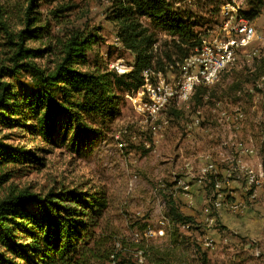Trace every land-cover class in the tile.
I'll return each mask as SVG.
<instances>
[{"label": "rangeland", "instance_id": "374dc122", "mask_svg": "<svg viewBox=\"0 0 264 264\" xmlns=\"http://www.w3.org/2000/svg\"><path fill=\"white\" fill-rule=\"evenodd\" d=\"M28 1L0 0L10 30L23 26ZM120 1L41 0L39 13L44 23H50L53 35L61 37L70 30L96 34L99 41L90 54L91 65L99 63L116 71L112 65L120 63L130 72L135 55L116 38L119 23L114 14ZM168 2L183 17L190 16L201 41L221 39L222 11L235 7L257 30L258 40L249 49L257 53L247 56L249 52H239L234 65L223 70L213 84L203 86L207 94L200 104L196 89L188 102L173 94L166 104H152V110V99L144 87L116 91L120 112L103 125L100 137L87 151L74 152L64 145L40 153L45 166L17 165L21 170L0 189V196L11 187L27 188L31 193L73 187L85 193L105 192L107 207L96 233L99 247L115 249L114 255L119 251L138 264H148L143 251L135 247L143 242L175 248V254L187 264H203L204 256L207 264H264V76L259 74L264 71V4L258 17L249 19L245 13L256 6L250 0ZM61 8L60 17H53L52 12ZM138 20L154 40L153 88L163 80L175 87L180 71L174 65L185 56L178 39L148 17ZM47 41L45 37L27 41V45L44 48ZM180 45L182 52L188 50L186 55L195 50ZM9 56L0 34V63ZM4 133H11L8 142L15 147L31 150L39 144L32 143L21 128L5 129ZM242 147L252 152H244ZM209 164L214 165L213 170L208 171ZM242 166L261 177V184L252 191L246 189ZM172 202L190 217L188 223L171 221ZM150 230L156 234L145 237Z\"/></svg>", "mask_w": 264, "mask_h": 264}, {"label": "trees", "instance_id": "16d2710c", "mask_svg": "<svg viewBox=\"0 0 264 264\" xmlns=\"http://www.w3.org/2000/svg\"><path fill=\"white\" fill-rule=\"evenodd\" d=\"M40 1L27 2L23 26L18 31L10 30L0 9V34L10 50L7 61L0 63V189L21 170L17 165L27 162L36 169L45 166L40 153L64 145L74 152L87 151L100 137L103 125L120 112L116 91L132 92L144 85L142 72L153 62L154 40L147 36L148 29L138 17H148L176 37L184 59L188 50L182 52L180 44L194 49L202 44L190 16L183 17L168 0H122L114 14L119 23L116 38L135 55V63L130 72L119 74L99 63L91 65L90 54L99 41L96 34L70 30L61 37L53 35L50 23H44L39 13ZM250 2L256 6L245 16L255 19L264 0ZM63 10L53 11V17L59 18ZM45 37L48 41L44 48L27 45V41ZM45 58V63L37 62ZM259 74L264 76V71ZM203 86L195 92L199 104L207 94ZM15 128H21L32 143L39 144L31 150L15 147L8 142L11 133H4ZM171 204L173 223L191 220ZM106 207L105 192L85 193L73 187L31 193L27 188L11 187L0 196V264H93L107 263L112 256L117 264H138L119 251L114 255L115 249H100L96 233ZM135 247L143 251L148 264H187L175 254V248L144 242ZM202 263L207 264L205 256Z\"/></svg>", "mask_w": 264, "mask_h": 264}, {"label": "built area", "instance_id": "2783aa9c", "mask_svg": "<svg viewBox=\"0 0 264 264\" xmlns=\"http://www.w3.org/2000/svg\"><path fill=\"white\" fill-rule=\"evenodd\" d=\"M246 22H248L247 18L237 17V10L233 6H229L228 11H222L220 27L222 38L202 39L201 42H205V49L196 48L192 54L186 56L191 58V65L177 66V62L175 63L174 67L180 71V77L175 87L163 80L156 83L160 84V91H153V83L150 81L153 72L150 67L147 68L144 71L145 82L142 87L152 99L150 109L152 110V104H166L173 94H180V97H183L184 92L196 89L199 85H211V74L219 75L222 64L230 62L232 55H238L241 51L249 52L252 45L257 42L259 35L255 27H253V31H245ZM237 36H245V43H237ZM198 51H206V59H197ZM254 53H257V50L250 51L247 56H253ZM116 64L124 68V74L129 72L130 69L125 68L122 64ZM197 121L199 122V120ZM242 150L245 151L246 147H242ZM242 168L246 175V189L252 191L261 184L259 179L261 177L249 167L242 166ZM213 169L214 165L209 164L208 171ZM155 234L150 230L144 233V236L151 237ZM109 264H113V261Z\"/></svg>", "mask_w": 264, "mask_h": 264}, {"label": "bare ground", "instance_id": "6f19581e", "mask_svg": "<svg viewBox=\"0 0 264 264\" xmlns=\"http://www.w3.org/2000/svg\"><path fill=\"white\" fill-rule=\"evenodd\" d=\"M237 17H240V16L237 14ZM241 18H244V17H241ZM253 27L254 26H252V24H250L249 21L245 23V31H253ZM237 43H245V36H237ZM198 49H205V42H202L201 46ZM197 59H206V51H198L197 52ZM235 61H236V55H232V60L230 62H226L225 64H222V66L220 68V73L223 70L227 69L229 66L234 65V62ZM185 65H191V58L186 57L182 63L177 62V66H185ZM112 68H114L119 74H124V68H122L120 65H118V64L115 63V65H112ZM145 70L146 69H144L143 72H142V76L143 77H144V71ZM219 75L218 74H211V84L214 83V81L219 77ZM193 90H195V89H193ZM193 90H188V91L184 92L183 97H181L184 102H188L191 93L192 92L194 93ZM153 91H160V84H157L155 86V88H153ZM193 93H192V95H193ZM192 95H191V97H192ZM249 151H251V150L248 149V148H246V150L244 152H249ZM215 186L216 187H219L220 184L219 183H216ZM252 195L254 196V193ZM111 260L113 261V264H116V261L113 258V256H112V259Z\"/></svg>", "mask_w": 264, "mask_h": 264}]
</instances>
